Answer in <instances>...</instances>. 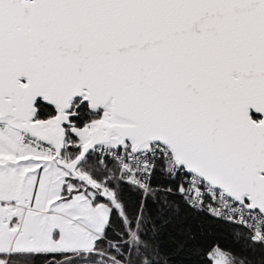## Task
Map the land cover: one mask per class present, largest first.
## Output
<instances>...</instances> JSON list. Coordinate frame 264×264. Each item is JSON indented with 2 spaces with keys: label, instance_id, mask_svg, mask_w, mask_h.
I'll list each match as a JSON object with an SVG mask.
<instances>
[{
  "label": "snow or ice",
  "instance_id": "obj_1",
  "mask_svg": "<svg viewBox=\"0 0 264 264\" xmlns=\"http://www.w3.org/2000/svg\"><path fill=\"white\" fill-rule=\"evenodd\" d=\"M0 264H264V0H0Z\"/></svg>",
  "mask_w": 264,
  "mask_h": 264
}]
</instances>
